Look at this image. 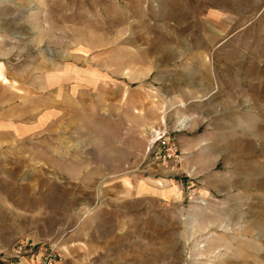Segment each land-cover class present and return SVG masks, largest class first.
Listing matches in <instances>:
<instances>
[{
	"label": "rangeland",
	"instance_id": "1",
	"mask_svg": "<svg viewBox=\"0 0 264 264\" xmlns=\"http://www.w3.org/2000/svg\"><path fill=\"white\" fill-rule=\"evenodd\" d=\"M3 38L0 257L264 264V0H0Z\"/></svg>",
	"mask_w": 264,
	"mask_h": 264
},
{
	"label": "crops",
	"instance_id": "2",
	"mask_svg": "<svg viewBox=\"0 0 264 264\" xmlns=\"http://www.w3.org/2000/svg\"><path fill=\"white\" fill-rule=\"evenodd\" d=\"M12 55L13 52L8 50L6 39H0V64L4 67L0 70V161L6 157L5 152L11 150L10 143L25 139L24 134L20 135V130L25 129L26 136L30 135L29 99L26 98L24 101L23 92L15 94L13 85L7 83L8 80L13 79L11 67L8 64ZM15 95H17L16 98Z\"/></svg>",
	"mask_w": 264,
	"mask_h": 264
},
{
	"label": "built area",
	"instance_id": "3",
	"mask_svg": "<svg viewBox=\"0 0 264 264\" xmlns=\"http://www.w3.org/2000/svg\"><path fill=\"white\" fill-rule=\"evenodd\" d=\"M161 135L165 134H158ZM23 245L15 248L10 254L0 257V264H62L64 262L63 252L56 247L42 248L40 253L35 255L36 250L32 246L27 249Z\"/></svg>",
	"mask_w": 264,
	"mask_h": 264
},
{
	"label": "bare ground",
	"instance_id": "4",
	"mask_svg": "<svg viewBox=\"0 0 264 264\" xmlns=\"http://www.w3.org/2000/svg\"><path fill=\"white\" fill-rule=\"evenodd\" d=\"M152 130H153V129H152ZM155 133H157V131H155V130H154V135H152V136H154V137H155ZM152 134H153V133H152Z\"/></svg>",
	"mask_w": 264,
	"mask_h": 264
}]
</instances>
